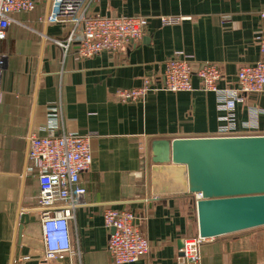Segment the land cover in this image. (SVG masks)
<instances>
[{
	"label": "crops",
	"instance_id": "obj_1",
	"mask_svg": "<svg viewBox=\"0 0 264 264\" xmlns=\"http://www.w3.org/2000/svg\"><path fill=\"white\" fill-rule=\"evenodd\" d=\"M34 1L35 11L15 15L0 42L8 56L0 103V264H114L103 220L108 207L134 212L150 243L148 255L134 264H177L180 244L199 234L196 197L154 198L152 143L219 136L217 97L196 77L192 92L150 91L132 102L117 92L160 78L179 51L197 64H217L220 87H236L243 66L264 60L256 43L264 33V0H98L92 12L145 16L148 27L136 45L92 58L68 44L71 24L40 20L51 0ZM161 16L182 21L165 26ZM53 109L59 130L88 136L93 154L81 176L86 194L70 222L73 254L62 261L44 258L39 183L26 172L29 137L48 134L43 128ZM235 113L239 126L255 122L264 135V93L245 97ZM201 264H264V226L206 241Z\"/></svg>",
	"mask_w": 264,
	"mask_h": 264
},
{
	"label": "built area",
	"instance_id": "obj_2",
	"mask_svg": "<svg viewBox=\"0 0 264 264\" xmlns=\"http://www.w3.org/2000/svg\"><path fill=\"white\" fill-rule=\"evenodd\" d=\"M97 1L51 0L49 13L40 20L46 24H71L73 29L68 44L77 45L82 58L120 52L142 40L148 27L147 17L92 12L91 6ZM35 9L34 0H0V42L7 38L15 15L31 13ZM160 21L165 26H172L179 24L182 18L161 16ZM256 43L264 56V33L256 36ZM69 45L65 44V47ZM7 60L8 56L0 49V103ZM194 77L200 81L204 92L214 93L217 97L218 110L222 113L219 136L259 135L255 122L239 126L235 111L245 97L264 93V60L243 66L238 72L236 87L221 88L223 72L220 66L197 64L192 56L179 51L166 62L160 78L147 79L140 88L119 90L117 95L123 102H132L143 99L150 91L192 92L195 90ZM43 130L48 134L33 133L29 137L26 172L39 183L37 208L43 232L44 258L46 261H62L73 254L70 222L81 204L80 199L86 194L81 176L90 170L93 154L88 136L59 130L55 109L49 113ZM195 197L196 202L201 199L200 194ZM103 220L109 231L107 251L114 264H134L148 255L150 243L140 231L134 212L108 207L103 212ZM206 241L199 234L185 239L181 250L183 256L177 264H201V247Z\"/></svg>",
	"mask_w": 264,
	"mask_h": 264
},
{
	"label": "water",
	"instance_id": "obj_3",
	"mask_svg": "<svg viewBox=\"0 0 264 264\" xmlns=\"http://www.w3.org/2000/svg\"><path fill=\"white\" fill-rule=\"evenodd\" d=\"M152 153L153 196L200 194L202 238L264 226V135L161 139ZM26 220L22 215L21 224Z\"/></svg>",
	"mask_w": 264,
	"mask_h": 264
}]
</instances>
